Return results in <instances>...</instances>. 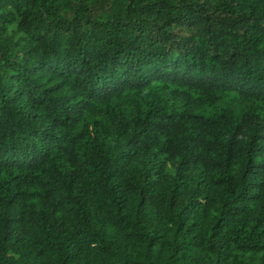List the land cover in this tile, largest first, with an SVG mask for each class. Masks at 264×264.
<instances>
[{
  "label": "trees",
  "instance_id": "16d2710c",
  "mask_svg": "<svg viewBox=\"0 0 264 264\" xmlns=\"http://www.w3.org/2000/svg\"><path fill=\"white\" fill-rule=\"evenodd\" d=\"M0 264H264V0H0Z\"/></svg>",
  "mask_w": 264,
  "mask_h": 264
}]
</instances>
